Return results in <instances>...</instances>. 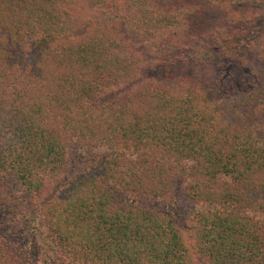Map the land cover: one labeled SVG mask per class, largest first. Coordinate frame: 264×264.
I'll list each match as a JSON object with an SVG mask.
<instances>
[{
  "label": "trees",
  "instance_id": "1",
  "mask_svg": "<svg viewBox=\"0 0 264 264\" xmlns=\"http://www.w3.org/2000/svg\"><path fill=\"white\" fill-rule=\"evenodd\" d=\"M73 1L0 0V264H264V32L242 84V28L167 39L159 65L185 72L159 86L132 42H59ZM152 5L124 0L112 29L183 35Z\"/></svg>",
  "mask_w": 264,
  "mask_h": 264
},
{
  "label": "rangeland",
  "instance_id": "2",
  "mask_svg": "<svg viewBox=\"0 0 264 264\" xmlns=\"http://www.w3.org/2000/svg\"><path fill=\"white\" fill-rule=\"evenodd\" d=\"M122 2L124 0H75L73 4L65 5L68 7L69 14L72 15L73 21L71 23L76 30L70 36H62L63 38L59 39V42L76 43L100 28L106 35H115L117 39L124 42H132L136 57L140 60V67L142 70L148 71L146 74L142 70L137 71L140 80L160 86L176 83L179 74H184L185 70L179 65H173L171 68H166L168 65H159V56H166L158 52L156 47L165 44L168 40L172 41L174 38L180 39L182 37V40H193L196 39L197 35L212 34L214 32L219 34V38L232 37L238 29L242 28L244 34L248 35V39L243 42L241 40L237 41L238 44L228 54L233 58L232 65L235 66L234 72H236L234 74L235 80L242 84V79L246 78L244 77V71H251L254 68L252 54L256 48V42L264 32V0H217L215 4L211 0H151L152 7L160 8V11L172 12L173 10L180 17L184 16V19L182 18V20H185L184 33L179 35L176 32H180V30L174 27L163 30V32L157 30L154 34L147 31L141 33L143 29L140 28L142 31L136 33V36L128 33L124 34V31L117 33L112 29L115 26V18L110 16L112 12L115 14V7H120ZM156 12L159 11L156 10ZM248 16L250 27H245L247 21H249ZM205 44H209V42ZM27 50L29 56H32V51L36 50V47H28ZM175 53L177 52H171V54ZM219 62L221 64V61ZM238 64L239 66H237ZM203 67L199 65L197 68L191 69L192 79L201 80L202 78H214L216 76L214 63L207 69ZM188 84L187 81L182 83L183 87Z\"/></svg>",
  "mask_w": 264,
  "mask_h": 264
}]
</instances>
